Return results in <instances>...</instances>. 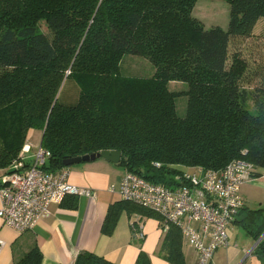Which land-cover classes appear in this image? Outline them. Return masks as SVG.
I'll return each mask as SVG.
<instances>
[{"label": "trees", "instance_id": "trees-1", "mask_svg": "<svg viewBox=\"0 0 264 264\" xmlns=\"http://www.w3.org/2000/svg\"><path fill=\"white\" fill-rule=\"evenodd\" d=\"M196 1L0 0L4 174L10 173L28 131L38 130L40 146L50 154L43 166L49 172L65 168V158L116 151L121 154L116 165L125 172L168 188L181 186L175 177L190 169L221 171L238 160L252 165L253 178L261 177L264 77L251 96L252 114L240 87L247 65L237 52L229 57L228 50L230 42L252 35L264 18V0H226V30H205L192 18ZM41 24L47 33L40 31ZM127 55L147 60L153 75L123 76L121 61ZM171 82L184 83L187 90L169 91ZM67 84L74 99L64 103L60 97ZM180 96L187 97L183 118L175 106ZM65 202L76 207L75 197ZM259 211H249L248 225L260 220ZM123 212L137 217L133 231L143 218L162 226L159 215L121 199L108 207L104 235L113 233ZM245 228L257 239L264 220L255 231ZM182 247L179 229L169 225L158 255L168 264H186ZM41 262L34 245L12 264ZM73 264L116 263L84 252ZM135 264H150V259L140 251Z\"/></svg>", "mask_w": 264, "mask_h": 264}, {"label": "built area", "instance_id": "built-area-1", "mask_svg": "<svg viewBox=\"0 0 264 264\" xmlns=\"http://www.w3.org/2000/svg\"><path fill=\"white\" fill-rule=\"evenodd\" d=\"M28 142L27 137L10 173L0 178V219L18 234L31 231L41 217L49 214L50 205H60L66 197H87L90 202L95 198L90 190L68 182V168L45 171L49 152L41 146L32 152ZM253 172L252 165L240 160L221 171L193 168L176 176L181 186L172 188L125 172L119 194L159 215L162 233L169 225L177 227L183 244L195 252V264H213L217 250L229 245L226 229L245 206L240 187L253 178ZM134 231L143 238L141 224ZM3 245L0 241V249Z\"/></svg>", "mask_w": 264, "mask_h": 264}, {"label": "crops", "instance_id": "crops-1", "mask_svg": "<svg viewBox=\"0 0 264 264\" xmlns=\"http://www.w3.org/2000/svg\"><path fill=\"white\" fill-rule=\"evenodd\" d=\"M34 133L35 130H29L28 139ZM4 173L0 169V178ZM124 173L118 165L102 159L71 166L68 182L93 192V202L87 197H79L75 198V208L68 207L70 202L52 204L48 208L49 214L41 217L31 231L23 234L5 226L0 219V241L4 244L0 249V264H12L34 245L42 254L41 264H73L76 256L84 252L93 253L116 264H135L140 251L149 257L150 264H168L158 255L164 233L156 220L142 219V239L136 236L131 227L137 217L129 218L124 212L111 235H104L101 231L108 207L122 199L119 189ZM242 198L245 209L239 212L226 229L229 243L232 233L234 230L236 233L239 226L252 228L248 225L252 218L249 217L247 201L245 197ZM256 226L252 231H255L253 229ZM182 251L186 264H195V252L184 244ZM222 253L220 249L217 250L213 264L221 262Z\"/></svg>", "mask_w": 264, "mask_h": 264}, {"label": "rangeland", "instance_id": "rangeland-1", "mask_svg": "<svg viewBox=\"0 0 264 264\" xmlns=\"http://www.w3.org/2000/svg\"><path fill=\"white\" fill-rule=\"evenodd\" d=\"M191 13L192 18L197 20L205 30L211 27L227 29L230 12L226 0H197L192 6ZM40 31L47 33L43 24L40 25ZM228 52L229 57L237 52L247 65L240 87L248 94V100L244 107L250 113L255 114L256 110L253 108L251 96L254 93V87L264 77V18L257 22L249 38L230 42ZM120 71L123 76L151 77L154 68L143 58L127 55L121 61ZM168 90L179 93L184 92L187 90V85L171 82L168 84ZM73 94L74 90L67 84L63 88L60 100L64 103L71 102L74 99ZM186 104L187 97L180 96L176 99L175 106L178 117L183 118L185 116ZM40 140L41 132L35 130L28 142L32 152L40 146ZM261 174L264 175V170H261ZM262 175L259 178L249 179L240 187L241 195L246 198L248 210L252 212L261 210L259 213H255L256 216L259 215V218H256L260 220H255L254 224L257 226L253 230H256L261 225V221L264 220V176ZM254 224L251 225L252 228H254ZM236 230L237 234L234 230L229 246L220 249L223 252L221 262L214 264H264V255L260 253L264 249L256 246L258 239L264 237V231H262L259 238L255 239L251 233L247 232L245 226H239ZM184 246L186 245L184 244Z\"/></svg>", "mask_w": 264, "mask_h": 264}, {"label": "water", "instance_id": "water-1", "mask_svg": "<svg viewBox=\"0 0 264 264\" xmlns=\"http://www.w3.org/2000/svg\"><path fill=\"white\" fill-rule=\"evenodd\" d=\"M120 158H121V154L119 152L103 151L97 154L86 155L82 157L65 158L63 159L62 164L65 167H71V166L78 165L81 163L94 162L99 159L105 160L111 164H118L120 161Z\"/></svg>", "mask_w": 264, "mask_h": 264}]
</instances>
